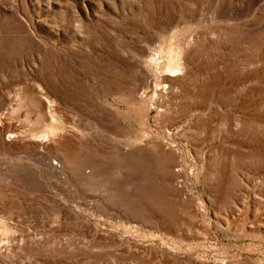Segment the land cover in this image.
Here are the masks:
<instances>
[{
	"label": "rangeland",
	"instance_id": "1",
	"mask_svg": "<svg viewBox=\"0 0 264 264\" xmlns=\"http://www.w3.org/2000/svg\"><path fill=\"white\" fill-rule=\"evenodd\" d=\"M0 264H264V0H0Z\"/></svg>",
	"mask_w": 264,
	"mask_h": 264
},
{
	"label": "bare ground",
	"instance_id": "2",
	"mask_svg": "<svg viewBox=\"0 0 264 264\" xmlns=\"http://www.w3.org/2000/svg\"><path fill=\"white\" fill-rule=\"evenodd\" d=\"M56 164V163H55Z\"/></svg>",
	"mask_w": 264,
	"mask_h": 264
}]
</instances>
